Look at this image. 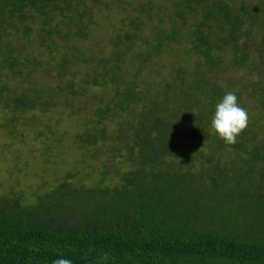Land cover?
I'll use <instances>...</instances> for the list:
<instances>
[{
	"label": "trees",
	"instance_id": "trees-1",
	"mask_svg": "<svg viewBox=\"0 0 264 264\" xmlns=\"http://www.w3.org/2000/svg\"><path fill=\"white\" fill-rule=\"evenodd\" d=\"M83 2L0 0V72L5 70L8 75L0 74L2 112L13 114L38 105L46 108L52 99L51 93L41 97L36 87L11 83L15 75L25 74L27 63H41V55H45L36 53L39 58H33L21 53L16 37L36 29L39 48L58 54L53 65L58 75L66 73L68 63L87 61L79 46L70 43L74 36L84 38L94 22L90 9L95 7L79 8ZM55 14L65 20L53 21ZM210 16L217 21L206 24ZM255 17H249L251 23L246 25L242 13L230 14L211 3L203 20L183 36L190 44L187 53L196 57L195 65L186 78L178 68L177 76L154 97L146 96L134 79L142 69L136 61L172 46L181 38L178 29L160 28L149 39L133 24L131 30L116 34L106 62L109 66L87 76L95 84L100 81L104 91L92 95L98 103L91 108L99 118L92 126L96 131L87 130L77 137L82 147L114 141L116 159L131 168L110 188L97 190V186L85 188L62 181L34 204L0 195V264H52L61 258L72 264H264V237H245L231 231L235 226L227 227L263 220L264 230V122L251 117L237 143L226 145L211 129L223 90L209 75L224 60V53L230 57L229 66L248 59V27L254 25ZM256 29L264 41V18ZM57 36L63 41L56 42ZM136 40L144 48L135 47ZM259 55L256 57L262 58ZM125 62L138 65L132 77L123 71ZM74 80H63V87L52 86V93L65 91L64 96H76L91 84L83 79L77 85ZM255 84L228 92L236 94L241 107L246 97L264 107L260 76ZM74 85L77 89H72ZM201 149L215 163L190 171V152L200 154ZM222 153L234 156L232 170L245 169L244 174L239 173L241 180L237 181L235 171H222ZM164 158L168 159L166 167L161 166ZM204 173L212 189L201 187Z\"/></svg>",
	"mask_w": 264,
	"mask_h": 264
},
{
	"label": "rangeland",
	"instance_id": "rangeland-1",
	"mask_svg": "<svg viewBox=\"0 0 264 264\" xmlns=\"http://www.w3.org/2000/svg\"><path fill=\"white\" fill-rule=\"evenodd\" d=\"M211 3L219 4V8H225L230 14L242 13L246 25L251 23L249 17L256 16L253 20L254 25L247 26L250 31L246 47L251 51L250 56L243 64L229 66L230 57L224 53V60L209 73L212 74L213 82L222 88L223 96L243 84L257 85L255 81L259 76L264 83V73H261L264 69V41H261L256 33L257 26L264 18V0H84L79 8L95 7L90 9L94 22L90 24L91 29L87 30L84 38L74 36L70 38V43L79 46L87 61L68 63L70 66L63 75H58L53 68L54 58L58 60L57 52L47 53L46 48L43 49L44 51L39 48L36 29L33 28L25 36L16 37L14 40L21 53L33 58H39L36 53H45V55H41L43 61L41 63H27L24 66L25 74H22V77L15 75L11 83L21 88L36 87L41 97L51 93L52 99L46 108L38 105L32 110L15 111L13 114L2 112L0 109V195L34 204L41 201L42 194L51 192L62 181L85 188L97 186L99 187L97 190L118 184L122 174L131 167L126 161L116 159V153L113 152V147L116 146L114 141L105 143L98 141L82 147L83 144L77 137L79 133L87 130L96 131L92 126H95V120L99 118L92 113L91 108L98 103L97 97L94 98L92 95L96 93L99 96L104 92L100 81L95 84L92 79H87V76L91 78L90 73L94 69L101 72L103 67L109 66L106 62L115 35L123 33L126 29L131 30L133 24H138L142 35L149 39L158 29L169 30L173 26L178 29L181 38L172 42V46L161 51L159 55L156 52L149 58L144 57L138 60L139 62L136 61L137 64L142 65V69L134 79L139 82L146 96L154 97L159 88L161 89L166 82H171L177 76L178 68H182L183 71L180 72H183L186 78L195 65L196 57L192 52L187 53L190 44L183 36L193 30L196 23L203 20L202 17ZM63 12L66 15L70 14L67 10ZM61 16L55 14L53 21L65 20ZM211 16L205 20L206 24L217 21L210 19ZM54 38L56 42L63 41L59 36ZM139 43L136 40L135 47L142 45ZM257 48L262 49L261 53L255 51ZM258 54L262 58H257ZM49 56L52 57L51 60ZM137 64L125 62L122 66L123 71L128 73L127 76L132 77ZM0 74L8 76L5 70ZM72 78L77 85L83 79L91 80L89 82L91 84H87V88L81 93H76V96L75 94L71 97L64 96L65 91H59L56 95L52 93L54 91L52 86L63 87L62 81H70ZM72 89H77V86L74 85ZM258 102L246 97L242 101V107L247 110L249 120L251 117H258L264 122V107L261 106L262 104H257ZM113 124L107 129H112ZM127 133L130 135L129 130ZM179 146L181 145L178 144ZM203 149H201L203 153L200 154L194 153V150L190 152V171L198 172L200 168L210 167L215 163L206 159L208 152ZM121 153V150L117 152L118 155ZM233 157L224 153L220 167L228 174L235 171L238 178L239 173L245 172V169L239 170L234 167L232 170L230 160ZM164 160L161 166L166 167L168 159L164 158ZM259 166L256 165L255 168L259 169ZM132 169H135L134 165ZM239 178L237 181L241 180ZM208 179L209 177L204 173L201 187L212 189ZM242 183L243 181L240 185ZM201 199L206 201L208 197ZM230 218L233 220V216ZM262 221L259 223L251 221L247 224L240 222L243 227H238L237 224L227 227L235 226V229L233 227L231 230L235 234L262 238L264 237ZM224 226L226 225L223 224L221 228L225 229Z\"/></svg>",
	"mask_w": 264,
	"mask_h": 264
},
{
	"label": "clouds",
	"instance_id": "clouds-1",
	"mask_svg": "<svg viewBox=\"0 0 264 264\" xmlns=\"http://www.w3.org/2000/svg\"><path fill=\"white\" fill-rule=\"evenodd\" d=\"M247 110L238 103L235 93H226L216 105L215 113L211 119V129L226 145H235L237 137L248 126ZM107 254H105V257ZM52 264H72L70 259H56Z\"/></svg>",
	"mask_w": 264,
	"mask_h": 264
}]
</instances>
